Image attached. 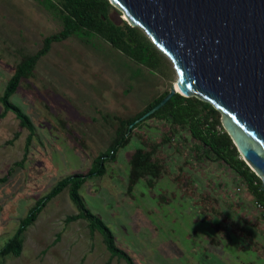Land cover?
<instances>
[{"label": "rangeland", "instance_id": "rangeland-1", "mask_svg": "<svg viewBox=\"0 0 264 264\" xmlns=\"http://www.w3.org/2000/svg\"><path fill=\"white\" fill-rule=\"evenodd\" d=\"M51 3L58 7L56 0H0V95L20 59L61 30ZM107 16L117 26L124 20L113 7ZM156 51L159 65L148 68L103 38L79 33L51 43L20 81L9 101L29 118L33 135L22 160L27 131L11 112L0 117V178L6 176L0 249L36 200L60 179L84 175L96 156L108 157L119 124L168 90L176 76ZM152 145L159 177L139 179L128 190L130 154ZM194 153L185 128L145 120L104 163V174L86 179L78 194L134 264H264V221L244 180ZM74 214L64 189L26 228L19 256L0 257V264H124L109 256L102 235L90 233L86 221H65Z\"/></svg>", "mask_w": 264, "mask_h": 264}, {"label": "water", "instance_id": "water-1", "mask_svg": "<svg viewBox=\"0 0 264 264\" xmlns=\"http://www.w3.org/2000/svg\"><path fill=\"white\" fill-rule=\"evenodd\" d=\"M107 1L168 59L176 76L165 96L133 123L174 94L207 103L264 186V0ZM125 41L133 45L129 37Z\"/></svg>", "mask_w": 264, "mask_h": 264}, {"label": "trees", "instance_id": "trees-1", "mask_svg": "<svg viewBox=\"0 0 264 264\" xmlns=\"http://www.w3.org/2000/svg\"><path fill=\"white\" fill-rule=\"evenodd\" d=\"M56 3L58 7L53 3L51 4L62 23L61 30L43 38L42 45L37 51L20 59L0 95V104L3 107L0 117H3L8 111L11 112L17 120L18 128L27 131L24 139L22 160L32 138L33 127L29 118L18 107L13 105L9 99L14 94L20 81L30 77L36 62L48 52L51 43L63 41L79 33L93 34L103 38L112 48L122 52L136 63L148 68H157L159 65L160 57L156 51L157 49L141 30L129 27L124 21H122L121 26H117L108 18L107 13L111 6L107 0H56ZM126 37L132 40L133 45L125 41ZM166 92L155 99L144 110L119 124L115 131V137L110 143L108 157H104V155L96 156L92 161L91 167L84 175L73 174L60 179L43 197L36 200L25 217L18 222L13 236L0 249V257L8 255L12 257L19 256L22 236L26 228L33 224L37 214L48 200L66 189L68 199L74 206L76 214L65 217V221H86L87 229L90 233L98 231L102 235L104 248L110 257H116L122 260L124 264H134L126 253L115 246L109 229L98 217L86 209L78 194V190L86 179L93 176H102L105 172L104 163L108 159L112 160L116 149L128 142L130 131L137 124L151 118L167 121L169 128H185L189 133L190 141L194 144V154H198V156L204 155L209 160L222 162L235 175L244 180L247 191L255 200L264 203V186L240 159L231 140L221 128L219 113L207 103L192 97L184 98L174 94L159 110L137 123H133L150 107L158 103ZM154 151H156V146L152 145L148 150L137 148L130 154L128 159V190L131 191L132 186L139 179L150 178L153 181L157 176L159 177L162 169L160 163L154 159ZM5 180L6 176L1 177L0 183L5 182Z\"/></svg>", "mask_w": 264, "mask_h": 264}, {"label": "built area", "instance_id": "built-area-1", "mask_svg": "<svg viewBox=\"0 0 264 264\" xmlns=\"http://www.w3.org/2000/svg\"><path fill=\"white\" fill-rule=\"evenodd\" d=\"M253 207L259 214V217L264 221V203L258 202L257 200L253 201Z\"/></svg>", "mask_w": 264, "mask_h": 264}, {"label": "crops", "instance_id": "crops-1", "mask_svg": "<svg viewBox=\"0 0 264 264\" xmlns=\"http://www.w3.org/2000/svg\"><path fill=\"white\" fill-rule=\"evenodd\" d=\"M252 226H253V225H252ZM247 235L250 236L251 239H252V235H251V234L247 233ZM262 235H263V237L261 238V241L264 243V234L262 233ZM253 243H254V242H253ZM262 246L264 247V245H262Z\"/></svg>", "mask_w": 264, "mask_h": 264}, {"label": "bare ground", "instance_id": "bare-ground-1", "mask_svg": "<svg viewBox=\"0 0 264 264\" xmlns=\"http://www.w3.org/2000/svg\"><path fill=\"white\" fill-rule=\"evenodd\" d=\"M123 18H124V17H123ZM174 88H175V87H174ZM175 91H177L176 88H175Z\"/></svg>", "mask_w": 264, "mask_h": 264}]
</instances>
